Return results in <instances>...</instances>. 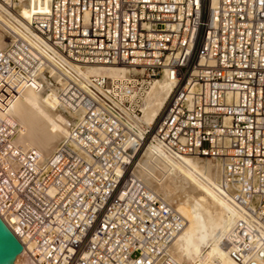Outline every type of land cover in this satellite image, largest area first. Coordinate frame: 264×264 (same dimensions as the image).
Returning a JSON list of instances; mask_svg holds the SVG:
<instances>
[{
    "label": "built area",
    "instance_id": "obj_1",
    "mask_svg": "<svg viewBox=\"0 0 264 264\" xmlns=\"http://www.w3.org/2000/svg\"><path fill=\"white\" fill-rule=\"evenodd\" d=\"M21 30L0 43V91L55 83L81 112L46 159L0 113V215L29 264H200L172 254L184 217L135 174L148 143L218 162L236 210L226 251L264 264V0H48ZM93 63L133 72L85 73ZM163 75L172 90L143 129Z\"/></svg>",
    "mask_w": 264,
    "mask_h": 264
},
{
    "label": "bare ground",
    "instance_id": "obj_2",
    "mask_svg": "<svg viewBox=\"0 0 264 264\" xmlns=\"http://www.w3.org/2000/svg\"><path fill=\"white\" fill-rule=\"evenodd\" d=\"M18 9L0 12V43L28 27L33 13L42 11L41 0H16ZM215 2V0H212ZM46 8L48 0H46ZM45 10V9H44ZM43 10V11H44ZM87 74L121 75L133 69L120 63H93L83 68ZM173 80L163 75L151 84L140 117L143 129L151 126L162 109ZM0 113L19 124L14 140L24 147H34L46 159L63 141L81 112L72 110L57 93V84L31 80L19 91H0ZM127 151H134L129 144ZM141 156L139 157L140 153ZM148 155L145 160L142 157ZM145 158V157H144ZM218 162L208 157L182 155L178 158L164 153L157 144L148 143L135 160V174L147 185L173 203L184 217V226L175 237L171 251L180 261L207 264H234L225 248V239L236 210L217 190ZM19 253L14 264H29Z\"/></svg>",
    "mask_w": 264,
    "mask_h": 264
},
{
    "label": "water",
    "instance_id": "obj_3",
    "mask_svg": "<svg viewBox=\"0 0 264 264\" xmlns=\"http://www.w3.org/2000/svg\"><path fill=\"white\" fill-rule=\"evenodd\" d=\"M23 244L0 215V264H14Z\"/></svg>",
    "mask_w": 264,
    "mask_h": 264
},
{
    "label": "rangeland",
    "instance_id": "obj_4",
    "mask_svg": "<svg viewBox=\"0 0 264 264\" xmlns=\"http://www.w3.org/2000/svg\"><path fill=\"white\" fill-rule=\"evenodd\" d=\"M41 1H43V3H44V6H43L42 9H41V10L43 11L44 9H46V6H45V5H46V0H41ZM143 147H144V146H143ZM143 147H142V148H143ZM142 148H141V150H142ZM141 150H140V151H141ZM142 153H143V152L140 153L139 157L141 156ZM137 157H138V155H137ZM144 157H145V158H144ZM142 158L146 160V159L148 158V155L143 156ZM25 260H26V259H25ZM184 261H185L186 263H189V262H190V261H188V260H184ZM193 261H194V260H193ZM26 262H27V261H26Z\"/></svg>",
    "mask_w": 264,
    "mask_h": 264
}]
</instances>
